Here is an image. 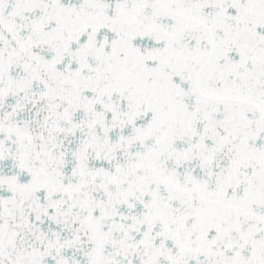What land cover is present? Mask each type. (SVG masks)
<instances>
[{
	"label": "snow or ice",
	"instance_id": "1",
	"mask_svg": "<svg viewBox=\"0 0 264 264\" xmlns=\"http://www.w3.org/2000/svg\"><path fill=\"white\" fill-rule=\"evenodd\" d=\"M0 264H264V0H0Z\"/></svg>",
	"mask_w": 264,
	"mask_h": 264
}]
</instances>
